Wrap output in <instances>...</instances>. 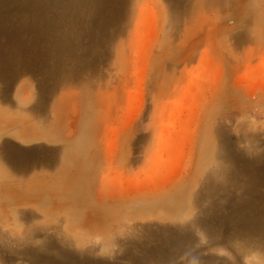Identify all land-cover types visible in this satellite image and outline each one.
Wrapping results in <instances>:
<instances>
[{"label": "rangeland", "instance_id": "1", "mask_svg": "<svg viewBox=\"0 0 264 264\" xmlns=\"http://www.w3.org/2000/svg\"><path fill=\"white\" fill-rule=\"evenodd\" d=\"M204 2L119 0L115 15L95 27L93 38L92 32L85 37V67L62 57L54 63L56 75L43 68L22 76L8 93L11 102L0 99V115L16 125L0 139V264L52 262L61 251L131 264L122 259L128 239L156 248L159 238L170 236L160 230L152 235L144 226L181 229L198 216L202 181L219 163L217 155L229 154L222 139L233 153L248 152L256 143V150L264 149V0H222L221 7L213 0L212 8ZM256 33L261 41L255 47ZM238 34L247 45L244 52L233 40ZM230 55L240 63L235 66ZM4 85L0 80V96ZM50 87L55 95L34 117L30 110ZM61 125L57 137L28 142L23 136L31 126ZM5 146L16 152L11 162ZM71 186L87 193L75 198L77 205L91 200L93 206L103 196L99 206L117 221L98 232L84 224V213L58 207L67 203L57 195L71 192ZM176 188L185 194L180 214L189 210L182 220L170 219ZM48 189L52 197L43 199ZM190 232L200 240L198 253L176 255L163 246L159 264L232 259L224 246L208 245L204 232ZM250 255V264H264L263 252Z\"/></svg>", "mask_w": 264, "mask_h": 264}, {"label": "bare ground", "instance_id": "2", "mask_svg": "<svg viewBox=\"0 0 264 264\" xmlns=\"http://www.w3.org/2000/svg\"><path fill=\"white\" fill-rule=\"evenodd\" d=\"M211 1L213 0H205L202 6L212 8L211 5L216 3L217 6H222V0H215L216 3ZM117 2L119 0H1L0 80L4 81L5 85L2 90L3 96L1 95L0 99L3 102H11L8 93L22 76L37 74L43 68H46L50 75H56L57 68L54 63L62 57L67 56L73 60H78L80 61L79 66L85 67L90 62L89 49L85 52L84 48L85 37H88L89 33L92 32L93 38L95 27L100 23H106V21L115 15ZM238 5L239 2H236L234 5L236 7L233 12L235 17L238 13ZM241 25L242 29H247L246 33L252 31L249 25ZM262 28L264 27L259 29ZM257 33L255 35L252 34V46L254 45L255 47L259 46L261 41ZM241 37L238 34L233 40L238 45L239 50L244 52L248 48ZM83 48L85 54H83ZM82 54L84 58L79 60ZM230 56L235 66L240 63L238 58L233 55ZM54 95L55 89L53 87L42 90L37 106L30 110L32 115L34 117L38 114L42 115L46 100H50ZM11 120L14 119H11L7 115H0V139L3 135L16 129L15 123ZM25 120L30 119L26 118ZM55 123H57V120H55ZM61 129H63L62 125L60 127H49L47 130L31 126L23 133V136L28 142L48 136L57 137ZM226 141L222 139L221 145L229 154L219 153L217 155L219 163L213 167L212 174L203 179L202 191L196 196L200 207L198 216L185 227L179 226L183 227L181 229L175 227L154 229L150 225L144 226V230L149 231L152 235H155V232L160 230V232L163 231L170 234V236L159 238L158 247L160 249L158 247L154 248L151 245L140 247L136 242L128 239L123 244L122 259L129 261L131 264H156V262L159 264V262L162 263L163 261L162 257H165V251L162 250L163 246H169L171 253L176 255L183 253L189 257L196 254L198 251L194 250L195 244L199 243L200 240L190 232L193 227L205 233L208 245H222L233 254L231 260L227 258L216 259L213 256L206 258L199 257L200 260H204L197 264H250L247 260L251 256L250 254L257 252L264 253V149L262 151L256 150V148L260 147L259 143H256V147L248 152L233 153L228 141ZM4 148H6V160L11 162V157L13 158L12 155L16 152L13 149L7 150V146ZM70 188L73 189L69 193H78V190L74 186ZM132 190L130 189V192ZM46 192V194L42 195L43 199H51L50 189ZM69 193L65 194L62 189L57 195L61 197L62 194L66 197L65 203H67L58 207H71L81 214L84 213V217L87 220L82 218V221H86L84 224L93 227V230L97 228V231L100 232V228H108L107 225L110 222L117 221L118 217L110 219L111 214L107 213L108 210L99 206L103 196H100L99 200L97 198L91 203L93 206L98 205L97 208H99L93 209L94 207L89 204L91 200L86 206L75 203L76 197L78 199H81L79 197L86 198L87 193L85 191L79 192V196H76V194L70 195L71 198L68 197ZM184 195L183 190L177 188L172 193V199L178 204L174 203V206L171 207L173 215H171L172 218L170 219L182 220L187 218L185 215L189 210L185 215L180 214V209L184 207V204H182L185 202ZM204 198H206V202L202 203V199ZM70 199H72L71 202ZM72 204L75 208L70 206ZM205 238L203 237L202 239L205 240ZM186 244L189 246L188 249L184 248ZM138 249L140 251H137ZM33 260L34 258L30 259L31 264H35ZM103 263L87 257L76 258L71 253L61 251L53 257L52 262L47 260L45 263L40 264Z\"/></svg>", "mask_w": 264, "mask_h": 264}]
</instances>
